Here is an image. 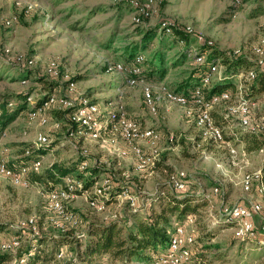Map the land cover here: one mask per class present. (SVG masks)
Segmentation results:
<instances>
[{
	"label": "rangeland",
	"instance_id": "1",
	"mask_svg": "<svg viewBox=\"0 0 264 264\" xmlns=\"http://www.w3.org/2000/svg\"><path fill=\"white\" fill-rule=\"evenodd\" d=\"M138 2L151 8L149 18L138 21L139 11L129 0H0V96L15 100L18 92L27 94L32 90L26 100L27 107H31L49 80L56 85L53 94L57 102L53 105L71 107L72 111L92 105L90 118L101 123L114 115L111 124L101 127L99 135L92 137L85 132L69 131L67 120L63 116L55 119L57 111L46 114L43 105L42 110L23 109L0 131V156L12 166L22 164L21 160H42L39 172L29 173L31 178L27 184H13L0 175V252H6L2 264H24L19 254L27 250L34 253L36 235L47 238L41 248L46 264H62L72 259L75 243L54 245L51 241L54 235L64 230L74 231L84 243L90 223L111 219L131 223L135 215L143 217L149 207H157L154 197L160 190L174 192L169 184L171 176L175 180L185 176L189 190L207 198L205 205H199L194 213L181 218L186 232L196 237L194 249L200 264H264L260 226L254 227L252 235L240 236L236 233L235 221L228 220L227 212H223L251 194L249 190L257 181L258 191L264 195V189L260 190L261 178L253 181L249 190L243 187L245 175L258 173L259 167L264 166V156L259 154L260 149L245 151L241 137L250 129L239 123L242 93L235 91L232 96L228 91L227 97L222 96L223 92L215 96L218 100L210 108L214 110L212 116L217 119L221 113L227 117L224 128L221 127L226 137L216 141L209 131L204 132L197 120L205 108L200 97V89L206 85L204 78L216 68L213 79L220 72L219 60L208 64L199 84L188 92H178L179 85L192 78L196 63L203 61L200 42L229 53H242L258 65L264 63V14H257L264 0ZM146 26H160L148 40L149 47H143L141 52L142 56L149 57L156 51L160 56L166 69L161 78H141L142 67L134 64L141 54H135L132 62L125 64L129 63L125 59L126 51L143 38ZM173 27L191 33L186 46L183 41H175ZM246 70L232 76L240 88L238 81ZM132 72L139 75L130 76ZM37 77L41 82L36 81ZM173 93H181L185 102L171 101L168 94ZM258 100L264 105V96H258L255 104L245 102L250 124L256 127L260 111L256 105H261ZM123 121L136 122L140 130L158 131L157 152H150L144 139L125 140ZM38 134L45 136L47 142H38ZM77 135L83 140L78 141ZM136 151L143 158L151 156L152 161L135 169ZM77 160H85L86 169H74L68 175L80 178V187H76L74 196L61 197V209L56 210L50 193L57 192L62 181L54 185L45 173L53 164L64 163L73 168ZM157 160L162 161L161 165H154ZM93 163L100 173L92 185L94 182L104 185L107 181L110 191L124 189L104 205L92 204V197L88 195L94 185L87 192L81 188L82 176H88ZM169 171H173L171 175ZM37 177L41 179L36 180ZM130 198H136L133 204ZM202 200L200 197L198 202ZM176 226L173 222V228ZM9 238L12 242L1 244V240ZM20 243L21 249L15 250ZM166 248L167 245L155 255ZM98 262L110 263L106 255ZM73 263L79 264L74 260Z\"/></svg>",
	"mask_w": 264,
	"mask_h": 264
},
{
	"label": "trees",
	"instance_id": "2",
	"mask_svg": "<svg viewBox=\"0 0 264 264\" xmlns=\"http://www.w3.org/2000/svg\"><path fill=\"white\" fill-rule=\"evenodd\" d=\"M257 14H264V6L257 11ZM156 27L160 28V26L145 27V34L143 35V38L139 40L138 44L132 45L130 49L126 51L125 59L129 61V63L125 64H130L134 59V55L141 52L143 47L145 49L149 47L148 40L155 34L156 29H158ZM172 31L174 33V39H176L175 41H177V43L179 41H183L185 46L188 44L189 37L192 36L190 32L176 27H173ZM193 38L198 40V37ZM147 41L148 44L146 43ZM200 50L201 55H203V61L196 63L197 67L192 72V78L190 79V81H183L184 83L179 85V89H184V92H188L190 89V87L186 88L188 84H199L201 82L200 79L202 78V74L204 73L203 71L207 68L208 64L212 60L218 59L221 65L220 72L217 73L213 79L212 75H214V73L218 71V69L216 68L211 73L209 81L201 89L202 95L206 100L211 99V97L219 94L222 91H229L233 96L235 91L240 90V92L242 93L241 98L243 100L247 99L246 101L253 102L258 98L259 94L264 92V63L262 65H258L255 61L248 59L242 53H229L228 51L218 50L215 49L212 44L200 42ZM155 52L156 51H153L152 55L149 57L144 54L142 56L141 52V61L134 63L136 66L139 67L141 65L142 67L140 72L141 78L148 80L151 78H158L160 77V75L161 77L165 75L166 69L162 66V60L160 59V56H158ZM206 52L207 54L204 56ZM243 69L247 70L244 71V77L238 81L241 86L240 88L234 81H232V76H236ZM250 70L253 72V76H249V74H247ZM138 75L139 74H136V76ZM40 80L41 78L37 77L36 81L41 82ZM71 80H74V77L71 78ZM43 87L44 89L42 90L38 89L39 94L33 100V104L31 105V107H27L28 102L26 100L32 90L27 94L26 92H18L14 96L15 100L7 98V96L5 95L0 96V131H2L8 123L12 122L23 109H27L29 110V112L40 110L44 102L48 101L50 97L54 96L53 93L56 85L52 81H45ZM230 88L232 89L230 90ZM226 102L228 101H223L221 103ZM43 110L46 114L51 113V111H53V114H55L54 111H57L58 115H54V118L60 119L61 116H63L67 120V124L70 125L69 131L76 132L82 130L78 125H76L75 123H70L67 119L68 114L72 112L71 107L61 108L58 105H49ZM211 111L210 115L215 127L221 129L225 122L224 119L227 117L225 116V114L224 116L217 115L216 119V117L214 118L212 116L214 115V112L213 114H211ZM244 134L246 135L242 136L241 139L244 141L246 151L259 150L264 145L263 131L254 132L251 130H246ZM225 137L226 136L224 133V138ZM80 161L81 160H77L76 163H74L75 165H72L73 168L68 167L67 164L64 163H62V165L53 164L52 168L45 174L54 181L55 185L62 181V177L64 175L71 173L72 171H74V169L76 170ZM160 162L162 161L157 160L154 165H161ZM16 166L18 165H14L12 167ZM90 170L91 172H88V176H82L81 188L83 189H88V187L90 188L93 182L92 180H94V178L97 177L98 173H100V169L97 165H95V163L91 165ZM38 172L39 171H33L32 173L37 174ZM172 172L173 171H169L168 175H171ZM261 172L263 177V170H261ZM79 175L81 176L80 173ZM28 178H31V174L28 175ZM75 178L78 181L81 180L76 176ZM40 179L41 177H37L36 180ZM188 187L189 183H187L186 188L183 190H176L171 188L174 192L170 193H164L163 190H160L159 194L154 197V200L158 202L157 207H149L143 217H138V215H135L134 213L133 215L135 216L131 223L127 222V220L124 221L125 223H120V221L114 219L105 221L103 223H90L86 228L85 234L87 236L84 243H81V241L78 239L80 238V235L78 233L69 230L60 231L58 235H54L51 238V241L52 243H54V245L59 244L58 246H60L65 243H75V247L71 252L72 259L65 261L62 264H74L73 260L78 262L79 264H96L99 261L100 257L104 255L107 256V259L111 264H141L143 262L148 263L160 249H164L166 247L169 233L173 228V222L182 224L183 222L181 218L184 217L185 219L187 215L194 213L199 205L201 206L207 203L206 197L201 196L199 192L190 191ZM115 190L110 191L111 197L109 200H111V198L113 197L115 198V196L120 192L119 190ZM200 197L203 199V202L201 203L198 202ZM123 223L125 225H122ZM42 236L43 235L34 236L36 238V241L35 251L33 254H30L29 250L21 252L19 254V259L24 258V264H37L38 262L41 264H46L43 260L45 258L41 253V248L42 243L47 242V238ZM14 248H16L15 250H20L21 243L19 246ZM5 253L6 252H0V264H2V262L5 260ZM45 255L47 256V253ZM97 264H100V262H98Z\"/></svg>",
	"mask_w": 264,
	"mask_h": 264
},
{
	"label": "bare ground",
	"instance_id": "3",
	"mask_svg": "<svg viewBox=\"0 0 264 264\" xmlns=\"http://www.w3.org/2000/svg\"><path fill=\"white\" fill-rule=\"evenodd\" d=\"M129 2L133 5L135 9L139 11L138 12L139 17H137L136 19L138 21H142V19L145 18L144 5L139 4L138 0H131V1L129 0ZM146 6L149 7L148 5ZM150 10L151 8L149 7L146 18L149 16ZM168 29L169 28H167V30ZM141 59H142L141 55H138L134 63L140 62ZM117 66L121 67L120 64H117ZM136 67L138 68V66ZM130 74H132L130 76H133V74L136 75V73H133V72ZM247 74H249V76H253V72L251 70L248 71ZM209 79H210V76L207 78H204L205 83H207ZM130 81L133 82L132 79ZM201 89H200V97H203V103L205 105V108L199 115L197 124L204 127L205 133L209 131L211 133V138H213L216 141H222L224 138V133L222 131L223 129L222 128L219 129L215 127L212 117L210 115V111L212 110L210 108L212 104L218 100V98H216L215 97L216 95H214L213 97H211V99L206 100L204 96L202 95ZM222 92L224 93L222 95L223 97H227V95H229L228 92H225V91H222ZM195 94L197 96L198 93L196 92ZM146 95H148L147 89H146ZM168 97L171 101L177 104H181L185 102V98L183 97L181 93L168 94ZM197 97L199 98V96ZM60 101H63V99H61ZM56 102H57V98L55 96H52L49 98L48 101L44 102L43 105L48 107L49 105H53ZM245 102H246L245 100H242V103H241L242 115L239 118V123L243 126L249 127V129L252 131L257 132V130H260L264 132V114L260 117L258 121V126L257 127L252 126L250 124V120L248 117L249 108ZM42 108L43 107H41L40 110ZM93 109L94 107L92 105H86L82 109H78L76 111L70 112L68 114L70 116L67 118H68V121H71V123H75L78 126H79L78 122L82 123L79 126L80 129H82L80 130V132H85L92 137H97L99 135V131L101 127L111 124L112 120L114 119V115L113 114L110 115L109 119H105L103 123L98 122V121H93L90 118V113L92 112L91 110ZM122 136L125 140H128V141H131L134 139H144L147 142V145L149 146V148L151 149L150 152H157L155 148L160 139L159 138L160 135L158 131H155L149 128L145 130H140L139 125L136 122L123 121ZM36 139L40 143H45L48 140L45 136L41 134H38ZM260 151L264 156V145L261 147ZM136 153L138 155V159L136 160L135 169L140 168L141 166L144 165V163H148L152 161L151 156L143 158L142 156L141 157L139 156V151H136ZM122 154H125V152L122 151ZM41 164H42L41 158H35L29 162H25L16 167H12L6 158L0 156V175L8 178L13 184H27L29 182V178H28L29 173L33 171L35 172L39 171L41 168ZM86 167H87V162L85 160H81L77 166V170L84 171ZM67 175L68 174H66V176ZM64 176L62 177V183L59 185L58 191L54 192V190L52 189L53 191L50 193L52 207L56 210H60L61 204H62L60 202V199L57 198L59 197V192L63 193L61 197L66 199L67 197L74 196L76 193L75 190H77L76 187H78V189L80 187V181H78L76 178L73 179L69 175L67 177H64ZM258 178H260V172L245 175L244 180H243V186L246 188L250 187L252 182L257 180ZM171 180H175L173 176H171ZM93 185L94 187L90 195H88L92 197V200H91L92 204L104 205L106 203H109L111 192H110V189H108L109 188L108 182L106 181L104 185H100V184L98 185V183L95 182ZM83 191L87 192L88 189H85ZM121 192H124V189L120 191L119 193ZM226 216L228 220L231 219L235 221L236 233L238 235L245 236L250 233V227H249L247 220H244V218H242L241 216H238L237 213H232V212H227ZM189 220L191 219L189 218ZM176 224L177 226L175 228H172V231H171L172 235L171 237H169L167 248L162 253L154 255L153 259L150 260V264H167V258H162V257L171 256V255L173 258V262H174L173 264H200V257L197 255L194 249L195 237L193 235L191 236V234H188L186 232V228L184 227V225H181L179 223H176ZM186 241L188 242V245L185 244ZM260 242L264 244V236L260 237ZM61 255H62V252L59 251L57 256L60 257ZM105 264H108V263L105 262Z\"/></svg>",
	"mask_w": 264,
	"mask_h": 264
},
{
	"label": "built area",
	"instance_id": "4",
	"mask_svg": "<svg viewBox=\"0 0 264 264\" xmlns=\"http://www.w3.org/2000/svg\"><path fill=\"white\" fill-rule=\"evenodd\" d=\"M236 1H240V0H236ZM144 7H145V19H146V15L148 14L149 7H147V6H144ZM261 63H263V62L261 61ZM257 131L259 132L260 130H257ZM169 184L172 186V188H175L176 190H183L187 186L185 176H179L177 180H170ZM214 190H216V189H214ZM62 194L63 193L59 192V197H57V198L60 199ZM135 199L136 198H130L129 201L132 202V204H133ZM223 212L237 213L238 216H241L242 218H244V220H247L249 227H250V234H248V235L253 234L254 225L252 222V218H253L255 213L259 212L257 206H255L254 204H251L249 206L242 205V204H236V205H233L229 208H225ZM260 231H261V236H264V213L261 216ZM33 233L35 234V230H33ZM175 239H176V237H175ZM7 242H12L11 238H9L8 240H1V244H7ZM162 258H167V264H173L174 263L172 255L171 256H163Z\"/></svg>",
	"mask_w": 264,
	"mask_h": 264
},
{
	"label": "crops",
	"instance_id": "5",
	"mask_svg": "<svg viewBox=\"0 0 264 264\" xmlns=\"http://www.w3.org/2000/svg\"><path fill=\"white\" fill-rule=\"evenodd\" d=\"M121 72V71H120ZM195 85V83L193 84V85H191L190 86V89H192L193 88V86ZM189 89V90H190ZM230 89H232V88H230ZM184 91V89H181V90H179L178 92H183ZM261 96H264V92L263 93H261V94H259V97H261ZM258 102L259 103H261V105L260 106H257L256 105V107H257V109L259 108L260 109V111H259V113H258V115H257V118L256 119H260V117L264 114V105H263V103H262V101H259L258 100ZM253 103L255 104V102L253 101ZM213 110V109H212ZM214 111V110H213ZM213 111H212V114H213ZM216 112V111H215ZM219 115H222L221 113H219ZM252 118H254L252 115H251V120H252ZM255 119V120H256ZM68 125V124H67ZM70 125H68V127H69ZM224 128V127H223ZM222 128V129H223ZM77 133H79L78 131H76V134ZM78 136V137H77ZM76 136V138H79L78 139V141H82L83 140V138H82V136L81 135H77ZM81 136V137H80ZM45 145V144H44ZM246 151V150H245ZM247 152V151H246ZM248 152H250V151H248ZM259 154L261 155L262 153H261V151L259 150ZM37 155H40V154H37ZM263 155V154H262ZM20 162H22V163H25L24 161H20ZM259 169L260 170H263V177L261 178V171L259 170V171H257V172H260V178H261V180H260V183H262V185H261V188H260V190H263L264 188V166H261V167H259ZM75 171H77V170H75ZM260 178H258L257 180H259ZM256 181V180H255ZM253 183V182H252ZM115 186H119V184H115ZM263 186V187H262ZM244 187V186H243ZM252 187V184L250 185V187H248V188H246V187H244V189H246V190H249L250 188ZM258 187H260L259 186V181H257L256 183H254V186L251 188L252 190H249V192L251 193V194H249V195H247V196H244L243 198H244V200H241V203H239V204H242V205H247V206H249V205H251V203L252 204H254L255 206H257L258 207V213H255L254 214V216H253V218H252V222H253V225H254V227L256 228L257 226H260L261 225V216L263 215V213H264V195L263 194H261V193H259V191H258Z\"/></svg>",
	"mask_w": 264,
	"mask_h": 264
}]
</instances>
